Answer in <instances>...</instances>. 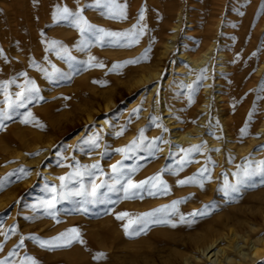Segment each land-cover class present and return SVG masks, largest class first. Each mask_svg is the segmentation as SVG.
I'll return each instance as SVG.
<instances>
[{
	"label": "rangeland",
	"instance_id": "1",
	"mask_svg": "<svg viewBox=\"0 0 264 264\" xmlns=\"http://www.w3.org/2000/svg\"><path fill=\"white\" fill-rule=\"evenodd\" d=\"M154 1L157 9L148 14L152 23L148 27L141 25L140 12L136 13V18L117 21L107 18L103 10L86 8L83 16L97 28L125 32L136 24L138 28L143 27L144 32L139 35L138 43L132 46H115L109 42L111 38H106L104 43L93 40L89 47L84 48L81 45L83 37L80 32L65 22H54L53 16L58 8L68 7L75 11L78 7L91 3V0H0V110L8 108L9 101H15L16 93L30 87L29 81L34 82L39 89L38 92L29 94L30 102L26 107L16 109L15 112L9 109L11 118L0 120V178L7 176L10 181L0 190V205L6 198L9 197L10 200L0 209V260L7 258L6 264H21L25 257H32L36 264H182V259H178L176 253L183 256L186 254L189 259L192 257V264H213L217 255L209 256L212 252L207 254V258H210L208 262L204 256L206 252L202 253L203 241H209L204 231L207 223L222 215L239 216L242 226L236 231L244 238H251L257 245L264 242V178L255 185L242 188L236 198L224 200L226 202L222 204L219 202L214 207L209 206L211 202L208 199L212 192H216V198L220 201L218 196L222 194L221 187L231 181L226 169L228 167L215 163L217 152L227 153L231 157L238 155L234 150L226 149L224 144L228 139L232 142L239 140L238 148L249 139L259 141V146H250L237 156L235 162L240 166L245 167L251 162V167L255 168L257 161L264 160V129L258 131L264 122V91L260 90L264 86V23L259 27L257 25L264 17V10H261L264 8V0L227 2L230 7L229 22L232 25L226 29L229 36L222 45L216 40L210 55L213 58L207 64L209 71L206 73L201 68V74L193 84L195 91L188 87L189 80L185 79L186 73L192 76V69L179 56V52L182 50L196 57L199 54L196 51L199 48L188 50L186 46L191 42L195 31L188 27V19H196L199 0ZM130 2L131 0H117V3L126 5V13ZM253 5L256 6L255 21L245 28ZM177 13H180L181 23L175 46L162 58L160 52L172 32ZM220 32L221 30L215 32L217 37ZM52 41H59L75 59L70 61L66 55H57L58 49L50 50L49 44ZM217 49L223 55L227 53L222 57L225 62L221 61ZM191 51H194L193 54ZM93 54L97 57L91 61L90 66L89 60ZM157 57L160 59L158 77L148 83L135 85L134 77L141 73L140 67L151 66L158 61ZM127 61L134 62L124 63ZM114 62L122 63L123 66L113 70ZM100 63L103 67L95 66ZM222 65L224 69L221 68ZM188 96L190 100L186 103L185 98ZM106 103L108 104L105 108ZM177 105L185 106L182 109L183 106ZM191 105L193 106L190 107ZM190 110L193 111L190 113ZM29 112L31 117H28ZM86 113L90 115L89 122L85 120ZM185 113L187 117L191 115V120L184 116ZM26 119L28 122H24ZM175 119L176 124L172 122ZM232 119L249 133L248 137L229 138L225 129L228 126L229 129L233 128L230 125ZM180 123H183V128ZM252 123L256 126L251 128ZM193 127L202 129L195 133L198 143L193 145L201 144L203 147L199 153L192 154V162L183 167L189 168H185L184 173L183 170H178L179 161L184 157V147L192 146V143H173L171 134L176 130L184 132ZM122 128L123 134L117 135ZM141 129L147 138L145 144L154 138H161L156 141L154 155H149L147 149H141L125 159L124 154L116 150L138 140ZM31 132L38 134L43 144L40 142L39 147L27 151L22 147L25 143L20 145L19 140L14 137L21 136L29 140ZM96 137L99 138V147L84 143ZM49 140L52 145L48 147ZM212 145L214 147L210 148ZM41 153L45 156L38 166L27 164V161L37 158ZM207 158H212L210 163ZM118 161L120 171L128 175L121 179L120 184L114 186L115 191H109V186L113 185L112 178L120 174L112 170V166L117 165ZM96 163L100 167L90 168V176H73L70 183L65 181L67 188L64 191H79L83 186L85 191L90 192L93 184L103 183L104 187L99 189L103 195L96 198L70 196L66 200H59L53 209L43 206L42 202L53 196L50 191L52 187L57 192L61 191L60 177L74 174L78 166L83 170L82 166ZM174 163L179 166L174 165L176 170L172 169ZM200 167L208 170L203 175L206 182L200 175ZM132 168L136 171L129 172ZM215 169L218 171L217 175L214 173ZM157 173L164 178L171 176V187L179 191L184 189L186 192L179 193L183 194V201L186 202L179 200L176 204L178 211L175 207L169 213L171 215L166 216L174 220L172 224L149 223L143 230H135L130 235L123 236L127 242L117 247L91 249L76 241L66 246L61 241H54L53 238L73 227L79 230L84 241L87 238L86 233L98 226V223L94 226L88 225L89 222L113 219L117 216L115 211L118 206L122 207L128 202L131 207L136 204V208H141V202L150 200L154 204L147 207L151 209L164 203L165 195L160 192L150 196L146 191L139 190V195L130 194L128 197L124 193L129 177L134 183H139ZM178 173L184 174L183 179H187L186 175L188 178H198L195 183L179 185L173 180ZM201 182L203 187L200 186ZM221 183L222 186L219 185ZM15 187L16 190L13 189ZM6 192H10L7 194L9 196L4 195ZM136 199L140 201H135ZM122 201H125L124 204ZM51 213H55V218ZM103 224L108 223L106 221ZM159 228L166 230L168 236H160ZM251 229H254L253 234L248 233ZM242 237L237 239V246H242L241 252L247 253L251 244H243ZM140 238L144 239L139 240ZM88 240L92 241L90 237ZM41 241H48L50 244L42 245ZM228 242V237L219 238L213 250L224 248L232 259L231 263L239 264L234 250L227 247ZM9 252L14 254L9 256ZM95 253L104 255L100 259H93L97 255ZM248 264H264V253Z\"/></svg>",
	"mask_w": 264,
	"mask_h": 264
},
{
	"label": "bare ground",
	"instance_id": "2",
	"mask_svg": "<svg viewBox=\"0 0 264 264\" xmlns=\"http://www.w3.org/2000/svg\"><path fill=\"white\" fill-rule=\"evenodd\" d=\"M231 0H199V6H198V9H197V14H196V19L192 21V19H188V27H192L195 29L194 33L192 34L191 36V42L189 44H187L186 46L189 48L188 50L190 49H196V48H199V50L196 49V51H198V56L196 57V55H191L190 53H185V51L182 52V50L179 52V56L182 57L184 60V62H186V64L188 63L189 64V67L192 69V76L188 73L185 74V79L186 80H189L188 81V84L189 85H192L196 82L198 76H200L199 74H201L200 70L201 68H204L205 69V72L208 73L209 71V66L207 65L208 62H209V59H212L210 58V55H211V52H212V49L213 47L215 46L216 44V40H219L221 42L220 45L224 44V42L226 41V38L227 36H229L228 33H226V29L231 25V23L229 22V16H228V13L230 12V7H229V3L227 2H230ZM256 3V2H255ZM258 5V4H257ZM157 9V6H156V3L154 0H131L130 2V7L128 8L127 10V17L128 18H136V13L137 12H142L143 13V16H144V19L142 20L141 22V25L143 27H148L150 26L152 23H151V20H149L148 18V14H151L152 10L153 9ZM251 13L249 15V17L247 18L246 20V23H245V28H248L250 26V24L252 22L255 21V16H254V11L256 10V6L253 5L251 8ZM159 11V10H158ZM160 12V11H159ZM180 23H181V20H180V13H177L176 15V21L174 24H172V32L169 34L168 38L165 40L164 42V46L163 47V50L161 53V57L163 58L170 50L173 49V47L175 46V40H176V36H177V32L179 30V27H180ZM264 23V17H262L259 22H258V27L259 26H262ZM221 24V25H220ZM159 25V24H158ZM256 25V26H257ZM256 28V27H255ZM161 30V29H160ZM218 30H221L220 34H218V37L217 35L215 34V32H217ZM257 30V29H256ZM254 30V31H256ZM163 31V30H162ZM154 36V34H151V36ZM233 40V39H232ZM231 41V40H230ZM218 44V43H217ZM184 48V47H183ZM219 48V47H218ZM221 48V47H220ZM231 48V47H230ZM186 49V48H184ZM183 49V50H184ZM219 51V56L221 58V61H222V57L225 56V53L224 55L220 52V50L217 49L216 52ZM224 51V50H223ZM158 52V51H157ZM190 52V51H189ZM194 51H191V53L193 54ZM93 57H97L96 54H93L92 55ZM231 56V55H230ZM160 57V56H159ZM226 59V57H224ZM223 58V59H224ZM231 58V57H230ZM157 60L154 64H152L151 66H141L140 67V74L137 76V77H134V83L135 85L138 84H145V83H148L154 79H156L159 75V67H160V59H158L157 57ZM219 61V60H218ZM154 62V61H153ZM222 62H225L222 61ZM210 63V62H209ZM114 64H120L119 62H114ZM224 65V63H223ZM222 65V66H223ZM178 66V65H177ZM218 66V65H217ZM221 66V65H220ZM226 66V65H225ZM182 67H185V66H182ZM177 68V67H176ZM224 69V66L221 67ZM260 68V66H259ZM185 69V68H184ZM177 70H180V69H177ZM259 71V70H258ZM178 72V71H177ZM184 72V70H183ZM186 72H187V69H186ZM180 73V72H179ZM205 73V74H206ZM210 73V72H209ZM203 75V74H202ZM208 75V74H207ZM183 76V74H182ZM258 76V75H257ZM208 77V76H207ZM207 80V79H206ZM208 82V81H206ZM154 87V86H153ZM206 91V90H205ZM151 92V91H150ZM188 92V90H187ZM189 93V92H188ZM185 97V96H184ZM182 99L184 100L183 96H182ZM198 99V98H197ZM190 100V97H186L185 98V101L187 103V101ZM182 101V100H181ZM192 101V100H191ZM198 102V100H197ZM107 104H105V108L107 107ZM179 104V103H177ZM191 104V103H189ZM196 104V103H195ZM176 105V103H175ZM193 105H194V102H193ZM193 105H191L190 107H192ZM177 106H183L182 109H184V106L185 105H177ZM189 107V108H190ZM180 108V107H178ZM156 109V108H155ZM181 109V108H180ZM169 110H171L169 108ZM168 110V111H169ZM187 110V109H186ZM185 111V110H184ZM183 111V113H184ZM191 111L193 110H190V113ZM186 112V111H185ZM156 113V112H155ZM171 113V112H170ZM188 114V113H187ZM184 116H186V113L184 114ZM191 116V115H190ZM190 116L188 115L189 119H190ZM187 117V116H186ZM187 117V118H188ZM173 118V117H172ZM185 118V117H184ZM85 120L87 122H89L90 120V115L89 113H86V117H85ZM168 121H170V118L167 119ZM172 120V119H171ZM176 120V119H175ZM173 120L172 122L174 124H176L175 122H177V120L175 121ZM179 120V119H178ZM186 120V119H185ZM191 120V119H190ZM91 121V120H90ZM184 121V120H183ZM188 122V119L186 120ZM184 121V122H186ZM171 122V123H172ZM179 123V122H178ZM191 123V122H190ZM189 123V124H190ZM256 123V122H255ZM255 123L252 125L251 124V128L252 126H256ZM173 124V125H174ZM181 124V123H180ZM183 124V123H182ZM181 124V125H182ZM188 124V125H189ZM192 124V123H191ZM233 125V128L230 127V129L227 127L225 129L227 135L229 136V138H232V139H244L245 137H248V134L246 131H245V134H242L241 133V129L242 127H240L233 119L230 121V125ZM171 125V124H170ZM169 125V126H170ZM224 125V124H223ZM228 125V124H227ZM225 125V126H227ZM195 126V125H194ZM199 126H202V125H199ZM224 126V127H225ZM108 127V126H107ZM171 127V126H170ZM169 127V129H171ZM187 127V126H186ZM175 128V127H174ZM181 128V127H180ZM182 128H183V125H182ZM179 130V128H177ZM264 129V122L261 124V126L259 127V130L258 131H263ZM173 130V129H172ZM171 130V131H172ZM202 129L200 128H191V129H188L185 130L184 132H177L176 131H173L172 134H171V137L173 138V143L174 142H179V143H192V146L195 142L198 143L197 141V137H195L194 135H196L195 133L196 132H199L201 131ZM252 130V129H251ZM250 130V131H251ZM254 130V129H253ZM257 130V129H256ZM255 130V131H256ZM224 131V130H223ZM167 132V131H166ZM201 133V132H200ZM253 133V131H252ZM260 133V132H259ZM165 134V133H164ZM169 134V135H170ZM203 133H201L202 135ZM225 134V133H224ZM166 135V134H165ZM168 135V136H169ZM200 135V134H198ZM252 135V134H251ZM205 136V135H204ZM202 137V136H201ZM16 140L18 139L19 142H20V145H23V143H25L22 147L25 148L27 151H31V150H34L36 149L37 147H39V143L42 141V138L36 134L35 132H31V137L29 140L27 139H23V137L21 136H15L14 137ZM204 138V137H202ZM264 138V137H263ZM109 140V139H107ZM171 140V141H172ZM199 140V139H198ZM203 140V139H202ZM225 140V139H224ZM263 140V139H262ZM201 141V138L200 140ZM211 141V140H209ZM213 141V139H212ZM216 141V140H215ZM236 142H232L231 139H228L226 141V143L224 144L226 146V149H231V150H234L238 155H240L241 153H244L250 146L251 147H254L255 145L257 146L259 144V141L255 140V139H249L248 141H245V144L243 143L242 145L244 146H240V148H238L239 146V140H235ZM45 142V141H44ZM214 142V141H213ZM218 142V141H217ZM261 142V141H260ZM264 142V141H263ZM42 143V142H41ZM201 143V142H200ZM219 143V142H218ZM217 143V144H218ZM43 144V143H42ZM207 144V143H206ZM212 144V143H211ZM264 144V143H263ZM52 145V142L51 140L47 141V146H51ZM187 145V144H186ZM197 145V144H196ZM201 145V144H200ZM246 145V146H245ZM215 146V144H214ZM212 145V147L210 148H213L214 147ZM224 146V147H225ZM259 146V145H258ZM163 147V146H162ZM184 147V146H183ZM191 146H186L184 147L185 149H189ZM44 148V147H43ZM209 149V148H208ZM257 149V148H256ZM179 150V149H178ZM182 150V149H181ZM177 151V150H176ZM175 151V152H176ZM182 152V151H181ZM225 152V151H224ZM228 152V151H227ZM177 153V152H176ZM255 153V157H256V152ZM164 154V153H163ZM182 155H185L184 151L182 153ZM214 155V154H212ZM216 159H215V163L218 164V166H226L228 168H226L228 170L227 173H229V177L231 176V181L229 182V185H236L237 187V191L233 192L231 190H225V186H222V183L219 184L221 185V192L222 194H219L220 196L219 199L220 201H218V198H216V195L218 193H211V197H208V199L210 198V205H213L211 207H214L215 205H217L219 202L222 204V202H226L224 200H228V199H234L236 198V196L239 195V192L242 188H247L249 186H252V185H255L256 183L260 182L261 179L264 178V175H258L257 177H251L249 180H247L245 183L243 184H238V175L242 172L243 170V166H240V164L236 163V159H237V156H234V157H231L230 155H228L227 153H222V152H217L216 154ZM249 155V153H248ZM45 154L41 153L39 154V156L35 159H32V160H29L27 161V164H30V165H33V166H38L40 164V161L44 158ZM244 156V155H243ZM247 156V155H245ZM259 156V155H258ZM213 157V156H212ZM215 157V156H214ZM206 158V157H205ZM248 158V157H247ZM254 158V157H253ZM209 159V158H207ZM212 159V158H211ZM255 159V158H254ZM206 160V159H205ZM240 160V159H239ZM248 160V159H247ZM262 160V159H261ZM162 161V160H161ZM207 161V160H206ZM214 161V159H213ZM252 161V160H251ZM255 161V160H254ZM264 161V160H263ZM205 162V161H204ZM209 162V161H208ZM247 162V161H246ZM258 162V161H257ZM203 163V162H202ZM210 163V162H209ZM251 163V162H249ZM88 165V164H87ZM174 165L175 163L173 164V168L172 169H175L174 168ZM205 165V163H204ZM202 165V166H204ZM209 165V164H208ZM214 165V164H213ZM175 166H178V165H175ZM199 166V165H198ZM216 166V165H215ZM239 166V168L237 167ZM253 167V165H251ZM179 167V166H178ZM206 167H210V166H206ZM213 167V166H212ZM186 168V167H185ZM184 168V169H185ZM194 168V167H193ZM201 168V167H200ZM199 168V169H200ZM204 168V167H203ZM201 168V169H203ZM184 169L183 172H184ZM186 169H189L188 167ZM185 169V171H186ZM214 169V168H213ZM161 170V169H160ZM176 170V169H175ZM192 170V169H191ZM222 170V169H221ZM178 171V170H177ZM180 171V170H179ZM210 171V170H209ZM167 172H169L167 170ZM212 172V171H211ZM218 172L217 169L214 170V173ZM220 172V171H219ZM223 172V171H222ZM176 173V172H175ZM185 173V172H184ZM192 173V172H191ZM198 174V173H197ZM206 174V173H205ZM173 175V174H171ZM182 175L184 174H181L179 175L178 173V176H176L173 180L174 181H179V180H184ZM204 175V174H203ZM217 175V173H216ZM161 179L164 181V183L167 185L168 187V192L167 193H162L160 192L162 195H165V197L163 198V201L166 200L164 203L162 204H158L156 205L155 207H153L152 209L147 207V205L151 206L152 202H149L150 200V197H149V203L148 202H141V208H136V204H135V208L134 207H131L132 205L129 204V202L126 203L129 204L127 205H123L122 207L118 206L117 210L115 211L116 212V215L120 214V213H128L129 215L127 217H124L123 219H117L115 217H113V219H106V220H101V221H98L96 220V222H89L88 225H91V226H94V225H97L98 223V226L94 229L91 228V231H89L88 233H86L87 235V238H84V244L85 246L87 247V245L92 249V248H101V247H113V246H119V245H122V244H125L127 241L124 239L123 236H127V235H130L131 232H134L135 230H140L142 229L144 226L143 223H140V224H133L129 229H128V234H126L125 232V225L128 224L129 220H135L137 217H139L141 214H144V213H149V212H152L153 210L155 209H161L163 208L164 210L163 211H160V212H157L155 214V216L153 217H149L147 218L148 219V223H152L153 221H159L160 223H164V224H172L173 223V219L171 218L168 219L166 216H169L171 214H169L172 210H173V207H172V204L173 202H179V200H182L183 201V194L180 195L179 193L181 192H184V194L186 193L183 190L179 191V189H173V187H171V181H172V178L170 180V178L167 176L166 178H164L161 174ZM197 176V175H195ZM193 177V176H191ZM208 177V176H207ZM228 177V176H227ZM228 177V178H229ZM169 178V179H168ZM186 178L187 175H186ZM198 178V176H197ZM197 178L195 180H197ZM200 178V176H199ZM203 178V176H202ZM204 180V178H203ZM206 180V179H205ZM204 180V182H206ZM214 180V179H213ZM212 180V181H213ZM218 180V179H217ZM227 180V179H226ZM209 181V180H207ZM199 182V181H198ZM215 182V181H214ZM68 183V182H67ZM173 183V182H172ZM212 183V182H211ZM217 183V182H216ZM226 183V182H225ZM228 183V182H227ZM178 184V183H177ZM188 184V183H187ZM224 184V182H223ZM173 185H175L173 183ZM199 185V184H198ZM215 186V185H214ZM179 187V186H178ZM172 188V189H171ZM175 188V187H174ZM220 188V186H219ZM16 190V187L13 188ZM210 189V188H209ZM217 189V187L215 188ZM186 191L188 189H185ZM211 191V190H209ZM216 191V190H215ZM218 191V190H217ZM145 192V191H144ZM190 192V191H189ZM195 192V191H194ZM8 193L10 192H6L4 195L6 196ZM160 193H159V196H160ZM220 193V192H219ZM142 194V193H141ZM147 194V193H146ZM14 195V194H13ZM158 195V194H157ZM177 195H180V196H177ZM9 196V195H7ZM12 196V194H11ZM135 196V195H133ZM173 196V197H172ZM192 196V195H191ZM123 197V195H122ZM121 197V198H122ZM163 197V196H162ZM194 197V196H193ZM12 199V198H11ZM154 199V198H152ZM157 199V198H156ZM9 200V197L6 198V200L1 203L0 205V209H3V207L7 204L6 201ZM138 199H136L135 201H137ZM143 200V199H142ZM158 200V199H157ZM156 200V201H157ZM160 200V198H159ZM186 200V199H185ZM206 200V199H205ZM3 201V200H2ZM10 201V200H9ZM121 201V200H120ZM119 201V202H120ZM140 201V199L138 200ZM161 201V200H160ZM233 201V200H232ZM118 202V203H119ZM123 202V201H122ZM125 202V201H124ZM123 202V204H124ZM153 202H155L153 200ZM183 202H186V201H183ZM230 202V201H229ZM9 203V202H8ZM188 203V202H187ZM216 203V204H215ZM133 204H134V201H133ZM143 204V205H142ZM121 205V203H120ZM139 205V204H137ZM116 206V207H117ZM140 206V205H139ZM182 206V205H181ZM192 206V205H191ZM202 206V205H201ZM199 206V207H201ZM116 207H113L116 208ZM147 207V208H146ZM196 207V206H195ZM217 207V206H216ZM81 208V207H80ZM177 208V207H176ZM202 208V207H201ZM112 209V208H111ZM181 209V208H180ZM205 209V208H204ZM184 210V209H182ZM207 210V209H206ZM177 211H178V208H177ZM211 211V210H210ZM209 211V212H210ZM84 212V211H83ZM176 212V211H175ZM85 213V212H84ZM93 213V212H92ZM91 213V214H92ZM111 214V213H110ZM178 214V213H177ZM181 214V212L179 213ZM201 214V213H200ZM205 214V213H204ZM203 214V215H204ZM207 214H209L207 212ZM115 215V214H114ZM173 216V215H172ZM190 216V215H189ZM192 216V215H191ZM198 216V215H196ZM87 217V216H86ZM183 217V216H181ZM180 217V218H181ZM187 217V216H185ZM107 218V217H105ZM179 218V219H180ZM192 218V217H191ZM101 219V218H99ZM176 219V218H175ZM105 221V222H104ZM107 221V225H104L103 223H106ZM109 221V222H108ZM211 221V220H210ZM177 223V222H176ZM181 223V222H180ZM47 224V223H46ZM41 225V224H40ZM175 225V224H174ZM242 226V221L239 220V216H236V215H233V216H230V215H222V216H218L217 219H213V221H211L210 223H207L206 226H205V235L209 238V241L205 239V241H203V246H202V253L204 254L206 252V254H204L205 256V259L208 260L209 262V259L210 258H207V254H209L210 252L211 255L209 256H212L214 254L217 255V257L215 259H213V264H232V259L229 257V255L227 254L226 250L222 247H218V249L216 251H214L213 249L216 248V240H218L219 238H222V237H228L229 238V242L227 244V247H230L231 249L234 250L235 252V255L237 256L238 258V262L239 264H248L249 261H252L254 260L255 258H258L260 256H262V254L264 253V242L263 243H260L259 245H257L255 242H253L252 240H250L251 238H244L242 237L241 234H239L236 229H240V227ZM39 228V226H38ZM42 229V228H41ZM89 229V228H88ZM158 229V228H157ZM38 230V229H37ZM40 230V228H39ZM154 230V229H153ZM151 232L153 233V231L151 230ZM154 233L155 230H154ZM158 233L160 236H164L167 237L168 235L166 234V230H158ZM248 233L249 234H253L254 233V229H251V230H248ZM247 233V234H248ZM149 234V233H148ZM147 234V235H148ZM151 234V233H150ZM248 234V235H249ZM135 235V234H134ZM146 235V236H147ZM152 235V234H151ZM158 235V236H159ZM85 236V237H86ZM132 236V235H131ZM88 237H90L92 239V241L90 242L88 240ZM130 237V236H129ZM152 237V236H151ZM243 238L244 239V242L243 244H248L250 243L251 245L249 246L248 248V252L247 253H244V252H241V247L242 246H237L239 244H237V239L238 238ZM157 238V237H156ZM164 238H161V239H164ZM144 238H140L139 240H142ZM159 239V238H158ZM159 239V240H161ZM211 239V240H210ZM138 240V239H137ZM158 241V240H157ZM262 241V240H261ZM213 250V251H212ZM243 251V250H242ZM95 254H98V253H95ZM176 257L179 259H182V261H180L182 264H192L189 257L186 256V254L181 255L179 253H176ZM96 256V255H95ZM176 258V259H177ZM173 261V260H172ZM167 262V261H166ZM176 262V261H175ZM170 263V262H169ZM177 263V262H176Z\"/></svg>",
	"mask_w": 264,
	"mask_h": 264
},
{
	"label": "snow or ice",
	"instance_id": "3",
	"mask_svg": "<svg viewBox=\"0 0 264 264\" xmlns=\"http://www.w3.org/2000/svg\"><path fill=\"white\" fill-rule=\"evenodd\" d=\"M86 8H93V9H98V10H103L104 14H106L107 18L112 19V20H125L127 19V13H126V5H122L117 3V0H91V3L85 4L81 7H78L75 11L70 10L68 7H63V8H58L53 16L54 22H65L69 26L75 27L83 37L81 40V45L84 48L89 47V44L95 40L98 43H104L106 38H111L109 41L112 45L115 46H132L135 43H138V38L139 35H142L144 32L143 27H139L134 24L132 26V29L125 31V32H117V31H108L103 28H97L95 25H92L88 22V20L83 16V11ZM261 10H264L262 8ZM243 13H241L242 15ZM144 19L143 13L141 12L139 16V20L142 21ZM127 42L126 44L124 42ZM49 49L50 50H57V55H66L68 60H74L75 58L72 57L70 54H68V50L60 44L59 41H52L49 44ZM0 55H2V51H0ZM255 55V53H254ZM95 57H90L89 63L91 66V61H94ZM134 61H127L124 63H133ZM97 67H103V64H97L95 65ZM123 64H114L113 65V70L122 67ZM30 87L23 89L22 91L16 93V99L15 101H9L8 103V108L0 110V120L3 119H10L11 115L9 113V109H11L13 112H15L16 109L19 108H24L26 107V104L30 102L29 100V94L32 92H38L39 89L36 88L34 82L29 81ZM6 87V85H5ZM189 88H192L193 91L195 89L193 88L192 85L188 86ZM261 91H264V86L261 87ZM28 117H31V113H28ZM24 122H28L27 119ZM159 126V125H158ZM167 131V129H164ZM124 129H121V132H118L117 135H122ZM241 133L245 134V129H241ZM99 138H93L91 141H84L85 144H91L93 147H99V144L97 143V140ZM146 137L144 136V130L141 129L139 133V138L138 140H133L129 145L125 146V148L117 149L116 151L121 152L124 154V158L127 159L129 154L135 155V153L138 150L141 149H147L149 152V155H154L153 150L157 148V140H160V137L154 138L152 141L148 142L145 144ZM203 145H193L189 149H183L185 155L183 158L180 159L179 161V169L182 170L183 167L191 163L192 160L190 157L194 153H199ZM218 151V149H216ZM209 162H211V159L209 158ZM120 162H117V165L112 166V170L114 173L119 172V176H114L113 179V185L109 186L108 190L109 191H115V185L120 184L121 179H123L125 176L128 175L126 172H121L120 169L118 168V165ZM99 163H96L91 166H82L83 170H81V166L77 167V171L74 174H70L68 177H60L59 179L61 180V191L57 192V189L55 187H52L50 191L53 193V196L49 200H45L42 202L43 206L46 209H53L55 208L56 203L59 202V200H66L70 196H82V197H92L96 198L98 195H103V193L99 192V189L104 187V184H93L91 191H85L83 189V186L79 191H73L69 189L68 191H64V189L67 188V181L70 183L73 179V176L77 177H82L84 175H91L92 173L89 171L90 168L92 169H98ZM239 168V166H237ZM23 171V169H21ZM136 169L132 168L129 170V172H135ZM207 168H204L200 171V175L203 176L204 172H207ZM11 174H9L10 176ZM256 175H264V161L257 162L256 167L252 168L251 163L246 165L242 172L238 175V184H243L247 180H249L251 177L256 176ZM10 182L8 180V177H2L0 178V190H2L5 185ZM196 180L194 177H190L184 180H179L178 184L179 185H184L187 183H195ZM150 186V187H146ZM200 186L203 187V183H200ZM152 189H155L153 191ZM139 190L146 191L148 195L150 196H155L157 192H162V193H167L168 192V187L164 183V181L161 179L160 173H157L154 176L148 177L144 181H140L139 183H134L130 177L127 179V187L124 188V193L125 197H128L130 194L131 195H139ZM225 190H231L233 192L237 191L236 185H229L225 184ZM59 198V199H57ZM91 202V201H90ZM178 202H173L172 207L175 208L176 204ZM164 209H155L152 212L149 213H144L141 214L139 217H137L135 220H129L128 224L125 225V232L128 234V229L133 225V224H140L143 223L144 226H147V223L149 222L147 218L155 216L157 212L163 211ZM53 217L55 218V213H51ZM197 213H193V215H196ZM129 214L128 213H120L117 215V219H123L124 217H127ZM181 220H183V217H181ZM153 222H159V221H153ZM175 225H173L174 227ZM14 230V229H13ZM143 230V229H141ZM138 234V233H136ZM54 241H61L63 244L70 245L73 241L79 242L81 244L84 243L83 239L81 238L80 232L77 228L73 227L70 229H67L65 232L60 233L59 236L53 238ZM23 243V241H21ZM42 245H48L50 242L48 241H41ZM14 253L9 252V256H12ZM103 253H98L96 256L93 257V259H100L103 257ZM7 258L5 260H0V264H6ZM21 264H36V261L32 257H25L24 260L21 261Z\"/></svg>",
	"mask_w": 264,
	"mask_h": 264
}]
</instances>
